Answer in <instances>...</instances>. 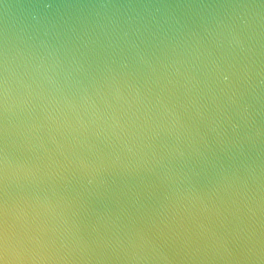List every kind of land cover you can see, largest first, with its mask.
Segmentation results:
<instances>
[{"label":"clouds","instance_id":"clouds-1","mask_svg":"<svg viewBox=\"0 0 264 264\" xmlns=\"http://www.w3.org/2000/svg\"><path fill=\"white\" fill-rule=\"evenodd\" d=\"M0 264H264V0H0Z\"/></svg>","mask_w":264,"mask_h":264},{"label":"water","instance_id":"water-1","mask_svg":"<svg viewBox=\"0 0 264 264\" xmlns=\"http://www.w3.org/2000/svg\"><path fill=\"white\" fill-rule=\"evenodd\" d=\"M70 3H87V2H97V0H69ZM113 3H137L142 2V0H111ZM147 2V0H143Z\"/></svg>","mask_w":264,"mask_h":264}]
</instances>
